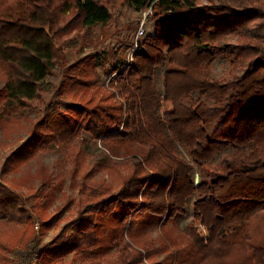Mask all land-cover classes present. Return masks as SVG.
<instances>
[{"label": "trees", "instance_id": "1", "mask_svg": "<svg viewBox=\"0 0 264 264\" xmlns=\"http://www.w3.org/2000/svg\"><path fill=\"white\" fill-rule=\"evenodd\" d=\"M203 1L130 0L137 10L153 4V33L137 43L132 63L115 66L108 97L113 101L45 109L30 144L12 153L2 176L35 157L40 147L56 145L73 164L75 181L82 178L76 216L38 252L34 215L46 235L56 221L46 215L51 193L45 186L34 191L31 211L21 195L0 182V223L6 227L0 235V264L10 263L7 253L19 243L27 264L33 258L39 264H62L74 253L91 264H160L153 252L166 255L162 264H168L181 259L179 240L165 229L155 248L148 231L164 219L180 231L178 223L193 199L194 220L208 238L193 227L181 233L193 245L192 264H227V253L236 257L232 264L237 259L264 264V248L254 245L247 231L253 214L244 209L251 204L264 210V0ZM110 20L99 0H0V75L5 80L0 126L4 117L14 119L42 101L43 84L60 60L59 42ZM103 58L91 57L70 69L69 94L97 85L91 73ZM220 59L229 64L228 78L214 77ZM159 70H164L162 92L156 86ZM162 104H171L173 111L161 113ZM82 132L123 161L109 158L86 170L87 142L74 144ZM228 150L237 156L223 159L222 171L208 173L216 156ZM195 168L202 176L198 185ZM99 174L106 176L95 179Z\"/></svg>", "mask_w": 264, "mask_h": 264}, {"label": "rangeland", "instance_id": "2", "mask_svg": "<svg viewBox=\"0 0 264 264\" xmlns=\"http://www.w3.org/2000/svg\"><path fill=\"white\" fill-rule=\"evenodd\" d=\"M99 1H102L109 9L111 13L110 22L104 26L98 25L91 29L75 32L69 39L59 42L60 60L55 63L50 76L43 84L44 96L42 101H37L34 109H25L23 113L15 114L14 119L4 117L5 122L0 126V182L21 195L26 201L27 208L30 210L32 209L31 205L36 202L32 196L34 191L45 186L46 192L51 193V202L46 215L49 218L55 217L56 221L49 231L46 232V235H42L39 215H34L36 219L34 225L36 244L33 246H36L38 252L43 250L44 246L54 241L64 227L76 216L74 201L78 198V184L82 183V178L78 177L75 181L73 177V164L66 161L65 153L54 144L50 147H40L35 157L29 159L13 172L2 176L4 165L12 153L16 152L19 147L30 144L34 127L44 118V111L49 106H58L64 109L65 104H82L95 107L111 103L113 100H109L108 97L112 91L110 86L111 81L116 77V73H114L115 66L117 64L121 65V62L125 61L132 63V57L137 51V43L148 34L153 33V5H148V7L142 10H137L131 5L130 0ZM202 4L206 5L207 1H203ZM142 31L144 34H142ZM98 55H103L104 58L99 61L95 72L91 73V78L99 80L96 83L97 85L80 91L76 96L75 93L69 94L68 90L70 87L69 89H65V85H68L67 79L70 75V69L81 61ZM229 71L230 67L225 59L218 60L214 65V77L216 79L228 78ZM163 75L164 70L157 72L156 86L159 92L163 91ZM4 84L5 80L0 75V93L4 89ZM116 99L118 100V96H116ZM172 111L171 104H162L161 113H170ZM82 141L87 142V145L83 146L89 155L86 170L109 158L118 162L123 161L122 158L113 157L112 153L107 151L104 143L93 139L90 133L82 132L80 137L75 139L74 144L82 143ZM180 152L188 162H191L185 150L180 149ZM236 156L237 152H233L232 150L217 155L212 164L207 167L208 173L222 171L223 159L234 158ZM104 175L99 174L95 179L103 178ZM193 180L195 185H198L202 180V176L197 168H195ZM261 195V198L264 199V194L261 193ZM193 202L194 199L189 203L187 217L181 219L178 223L181 232L170 228L171 224L167 223L168 221L164 219L160 224L154 225L148 231L147 237L148 241L152 242L155 248H158L162 243L161 237L163 231L171 229L173 237L179 240L177 248L181 252V259L177 260L185 261L186 264H192L191 262L195 257V253L190 240L182 236L181 233L185 232L187 228L193 227L198 230V233L204 240L208 238L206 229L194 220ZM244 207V209L253 214L247 231L251 235L254 245L264 248V210L251 204L244 205ZM5 230L6 227H3L0 223V235ZM22 244H17L13 251L7 253L9 264H27L26 250ZM177 248H172V251H176ZM190 251L194 253L193 256H191ZM111 253L113 254L112 256L117 258L116 250H113ZM227 254L226 263L232 264L236 257L230 253ZM165 260L166 255H159L153 252L154 262L162 264ZM177 260L171 258L168 264H176ZM237 260L239 264L240 260ZM32 264H39L38 260L36 261V258H33ZM62 264H91V261L90 259L84 260L80 253H74L63 259Z\"/></svg>", "mask_w": 264, "mask_h": 264}, {"label": "built area", "instance_id": "3", "mask_svg": "<svg viewBox=\"0 0 264 264\" xmlns=\"http://www.w3.org/2000/svg\"><path fill=\"white\" fill-rule=\"evenodd\" d=\"M150 5H153V4H150ZM150 5H149V6H150ZM142 34H144V32H143V31H142Z\"/></svg>", "mask_w": 264, "mask_h": 264}]
</instances>
